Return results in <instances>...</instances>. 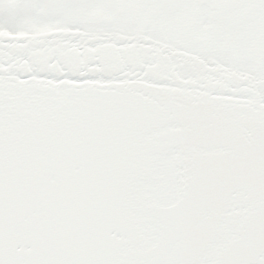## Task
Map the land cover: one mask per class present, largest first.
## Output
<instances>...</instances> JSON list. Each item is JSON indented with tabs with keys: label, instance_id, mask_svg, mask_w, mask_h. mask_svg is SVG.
I'll return each instance as SVG.
<instances>
[{
	"label": "snow or ice",
	"instance_id": "6c2138e0",
	"mask_svg": "<svg viewBox=\"0 0 264 264\" xmlns=\"http://www.w3.org/2000/svg\"><path fill=\"white\" fill-rule=\"evenodd\" d=\"M0 264H264V0H0Z\"/></svg>",
	"mask_w": 264,
	"mask_h": 264
}]
</instances>
